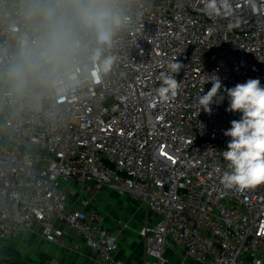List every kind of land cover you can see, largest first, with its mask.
Here are the masks:
<instances>
[{
    "label": "built area",
    "instance_id": "1",
    "mask_svg": "<svg viewBox=\"0 0 264 264\" xmlns=\"http://www.w3.org/2000/svg\"><path fill=\"white\" fill-rule=\"evenodd\" d=\"M108 2L122 16L102 54L114 58L110 70L90 75L95 34L76 23L77 81L29 78L17 94L7 71L20 41L43 36L49 7L71 19L72 0H0V241L41 229L54 242L66 227L111 261L119 241L101 212L70 204V185H92L157 216L139 231L143 264H168V246L199 264H264V184L220 182L223 133L239 113L226 112L224 93L211 115L198 114L213 74L228 88L250 78L264 86V0H230L231 14L212 17L204 0ZM176 59L181 87L165 101L156 90Z\"/></svg>",
    "mask_w": 264,
    "mask_h": 264
},
{
    "label": "clouds",
    "instance_id": "2",
    "mask_svg": "<svg viewBox=\"0 0 264 264\" xmlns=\"http://www.w3.org/2000/svg\"><path fill=\"white\" fill-rule=\"evenodd\" d=\"M71 9V19L54 7L45 9L46 31L43 36L37 41L30 42L27 38L20 41L18 56L7 71L14 93H22L29 78L47 84L64 75L69 81H77V73L71 69L81 47L75 35L76 23L95 34L97 47L90 56V75L98 80L101 73L110 70L114 58H102V54L105 46H111L114 29L122 23L120 11L108 0H72ZM221 10L223 14H231L230 0H204L203 12L209 17L220 15ZM183 67L177 59L166 64L167 70L161 73V83L156 90L162 100L177 95L181 87L177 75ZM207 83L212 86L198 96V114L203 110L211 115L212 105L223 103L224 93L228 100L226 112L239 113V119H233L230 128L223 133L230 140L227 149L222 151L227 170L220 182L227 189L238 190L264 184V86L259 79L250 78L228 88L215 74Z\"/></svg>",
    "mask_w": 264,
    "mask_h": 264
},
{
    "label": "crops",
    "instance_id": "3",
    "mask_svg": "<svg viewBox=\"0 0 264 264\" xmlns=\"http://www.w3.org/2000/svg\"><path fill=\"white\" fill-rule=\"evenodd\" d=\"M78 185V184H75ZM93 193L83 191L73 192L75 200L70 204L79 209L101 212L105 224L118 237L119 249L108 262H103L85 243L83 237L74 231L63 227V233L57 241H49L41 229L32 234H24L16 244L25 252H40L52 257L53 264H143L146 256L140 229L145 225H152L158 219L148 211L138 200L130 195H118L108 189H97L87 185ZM86 193V194H85ZM71 196V194H70ZM118 220H123L119 224ZM165 255L168 264H199L197 261L185 257L182 250L168 246Z\"/></svg>",
    "mask_w": 264,
    "mask_h": 264
},
{
    "label": "trees",
    "instance_id": "4",
    "mask_svg": "<svg viewBox=\"0 0 264 264\" xmlns=\"http://www.w3.org/2000/svg\"><path fill=\"white\" fill-rule=\"evenodd\" d=\"M0 256L6 264H53L52 257L40 252H23L14 242L0 241Z\"/></svg>",
    "mask_w": 264,
    "mask_h": 264
},
{
    "label": "rangeland",
    "instance_id": "5",
    "mask_svg": "<svg viewBox=\"0 0 264 264\" xmlns=\"http://www.w3.org/2000/svg\"><path fill=\"white\" fill-rule=\"evenodd\" d=\"M71 186V189H72V191L73 192H77V191H80L82 194H83V191L84 192H86L87 194H89V193H93L94 191H93V188H91L90 190L88 189L89 187H91V186H87V185H75V184H73V185H70ZM73 192H71V196H70V199L71 200H75V196H73ZM85 193V194H86ZM123 220H118V223L119 224H123ZM23 250V249H22ZM23 252H25L24 250H23ZM29 252H31L32 254H33V252L32 251H29ZM28 252V253H29ZM4 259H3V257L2 256H0V264H6L4 261H3Z\"/></svg>",
    "mask_w": 264,
    "mask_h": 264
}]
</instances>
